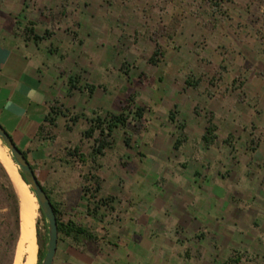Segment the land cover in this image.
Returning a JSON list of instances; mask_svg holds the SVG:
<instances>
[{
  "label": "crops",
  "instance_id": "crops-1",
  "mask_svg": "<svg viewBox=\"0 0 264 264\" xmlns=\"http://www.w3.org/2000/svg\"><path fill=\"white\" fill-rule=\"evenodd\" d=\"M200 1L0 0V125L94 237L58 240L52 264H227L241 216L264 221V0ZM137 101L155 111L124 126L141 141L116 128L93 157L90 120ZM217 141L238 156L207 155Z\"/></svg>",
  "mask_w": 264,
  "mask_h": 264
},
{
  "label": "rangeland",
  "instance_id": "rangeland-1",
  "mask_svg": "<svg viewBox=\"0 0 264 264\" xmlns=\"http://www.w3.org/2000/svg\"><path fill=\"white\" fill-rule=\"evenodd\" d=\"M208 1L212 2L213 0H201L200 2L208 3ZM203 4L204 3H202V5ZM218 8H220L219 5L217 6V9ZM203 43H205L204 40L197 44L198 49L203 46ZM137 105L141 107L142 102H135L133 107L131 109H128L129 112L127 111V113L125 112L124 114L127 115V121H130L132 125L135 121H133L134 114L132 115L131 110L134 112ZM141 108L143 109L145 114H147L146 109L148 111H150L149 109H151L152 112H155L152 109L153 107L146 108V106L143 105ZM193 108L194 112L202 115L200 118H198V120H201L205 123L208 118H210L209 115L205 114V109L202 104L197 103ZM149 114L151 115L153 113ZM145 118H147V115ZM148 124H150V122H147V125ZM131 126H129V128L127 129V134L124 131V126L117 128L115 136L113 135V137L111 138L113 139V142L114 140L116 141L128 139L132 142V144H135V142L141 141L140 133L137 130L138 128H132ZM0 147L5 151V157L0 156V264H24L26 259L24 251L28 248L29 245H33L35 247L36 260L34 264H37V262L39 261L37 257L38 249H40L44 254L48 241L47 222L45 217L40 212L39 204L35 198L34 200L37 204V208L34 216L32 217V224L29 231V240H26L22 243L24 181L21 179L18 173V166L12 161L9 151H7L5 147H3L1 141ZM220 147V141H217L216 144H213L212 147H210L209 153H205L210 156V152H212V156H222L223 158H232L233 160V158H236L238 156V153L240 152V149L238 147L224 150H221ZM203 155L204 152L202 156ZM86 170L87 168H83L82 166H78L77 168L78 173L87 174ZM87 187H89V189L93 191L96 187V183L93 180H90V182L87 184ZM28 189L30 190L29 187ZM246 197L250 198V195H247ZM234 199L237 198L234 197ZM61 215L62 214H60V219L62 218ZM239 224L244 228V235L237 240L239 242L237 245H229L228 247H223V259L228 257V259L231 258L233 260H236V257L239 256L238 261L229 262V264H264V221H256L255 212H252V210L250 209V211L241 216ZM99 234H102L101 237L105 236V232H100ZM95 264H98V262H96Z\"/></svg>",
  "mask_w": 264,
  "mask_h": 264
},
{
  "label": "trees",
  "instance_id": "trees-1",
  "mask_svg": "<svg viewBox=\"0 0 264 264\" xmlns=\"http://www.w3.org/2000/svg\"><path fill=\"white\" fill-rule=\"evenodd\" d=\"M134 117L139 118L141 117V109H137L134 112ZM129 121H127V115H124L123 113L120 114H108L105 117L102 116H96L90 120V127L85 131V137H93L95 133H98V136L94 139L96 142V147L92 149L93 153L92 156H98L103 154V149L105 147H108L110 145V138L112 136L113 131L116 128L126 126V124ZM214 126L209 124L207 126L204 134H203V141L206 143V145H210L213 143V141L216 139V134L214 132ZM75 155V154H74ZM77 156V155H76ZM35 174V173H34ZM94 181L96 182V178L92 177ZM45 190V189H44ZM47 192V191H46ZM83 194L85 196H88L89 198L92 197V191L89 189V187L83 188ZM51 200V198L49 197ZM54 207V211L56 214L57 219V227H58V240H65L66 238H70L74 242L77 241V239L81 236L86 237L89 240H94V237L91 232L86 231L83 229L80 225H76L72 221L63 222L60 219V212L57 209V206L53 201H51ZM41 212V210H40ZM43 215V214H42ZM43 253L40 249H38L37 257L38 262L37 264H40ZM237 260H233L229 258L227 260V264L229 262H236Z\"/></svg>",
  "mask_w": 264,
  "mask_h": 264
},
{
  "label": "water",
  "instance_id": "water-1",
  "mask_svg": "<svg viewBox=\"0 0 264 264\" xmlns=\"http://www.w3.org/2000/svg\"><path fill=\"white\" fill-rule=\"evenodd\" d=\"M0 141L8 149L12 161L18 166L21 179L34 194L47 222L48 241L40 264H52L57 249L58 227L53 204L35 176L24 153L16 146L8 132L0 125Z\"/></svg>",
  "mask_w": 264,
  "mask_h": 264
},
{
  "label": "bare ground",
  "instance_id": "bare-ground-1",
  "mask_svg": "<svg viewBox=\"0 0 264 264\" xmlns=\"http://www.w3.org/2000/svg\"><path fill=\"white\" fill-rule=\"evenodd\" d=\"M3 147L5 146L3 145ZM0 156L5 157V151L1 147H0ZM23 184H24V189H23L24 202H23V211H22V231H23L22 243L25 242L26 240L27 241L29 240V236H30L29 231L32 224L31 223L32 217L34 216L37 208V204L35 203L34 200L35 199L34 194L32 193V191L28 189L27 187L28 185L25 182H23ZM24 252L26 255L24 264H34L36 260L35 247L33 245H29Z\"/></svg>",
  "mask_w": 264,
  "mask_h": 264
}]
</instances>
